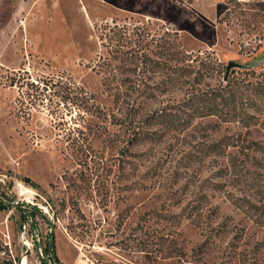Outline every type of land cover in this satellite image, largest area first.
Segmentation results:
<instances>
[{
	"label": "rangeland",
	"instance_id": "obj_1",
	"mask_svg": "<svg viewBox=\"0 0 264 264\" xmlns=\"http://www.w3.org/2000/svg\"><path fill=\"white\" fill-rule=\"evenodd\" d=\"M0 264H264V0H0Z\"/></svg>",
	"mask_w": 264,
	"mask_h": 264
},
{
	"label": "trees",
	"instance_id": "obj_2",
	"mask_svg": "<svg viewBox=\"0 0 264 264\" xmlns=\"http://www.w3.org/2000/svg\"><path fill=\"white\" fill-rule=\"evenodd\" d=\"M228 84L223 89L219 90V94L213 99L214 104H207L203 107L200 112V117H210L217 116V118L223 122H232L237 121L242 123L243 126L249 127L251 122L250 120L255 119L254 115L248 114L244 111L243 108V98L242 96L238 97L234 91L227 90ZM76 90H79L76 88ZM91 98H84V102L86 103L83 110L85 112L89 111V100ZM247 102L249 103V107H253L252 105L256 103L257 99L255 97H248ZM83 102V103H84ZM82 103V104H83ZM4 207V206H2ZM50 252L54 253V238L53 235L50 236L49 240L45 242L44 253L49 255ZM54 257V256H53Z\"/></svg>",
	"mask_w": 264,
	"mask_h": 264
},
{
	"label": "built area",
	"instance_id": "obj_3",
	"mask_svg": "<svg viewBox=\"0 0 264 264\" xmlns=\"http://www.w3.org/2000/svg\"><path fill=\"white\" fill-rule=\"evenodd\" d=\"M234 1H236V2H238L240 4H248V3H250V2H252L254 0H234Z\"/></svg>",
	"mask_w": 264,
	"mask_h": 264
}]
</instances>
